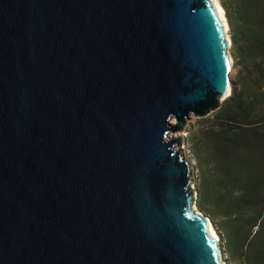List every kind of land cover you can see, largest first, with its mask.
Here are the masks:
<instances>
[{
	"label": "water",
	"instance_id": "water-1",
	"mask_svg": "<svg viewBox=\"0 0 264 264\" xmlns=\"http://www.w3.org/2000/svg\"><path fill=\"white\" fill-rule=\"evenodd\" d=\"M227 36L212 0H0V264H223L169 136Z\"/></svg>",
	"mask_w": 264,
	"mask_h": 264
},
{
	"label": "trees",
	"instance_id": "trees-1",
	"mask_svg": "<svg viewBox=\"0 0 264 264\" xmlns=\"http://www.w3.org/2000/svg\"><path fill=\"white\" fill-rule=\"evenodd\" d=\"M223 6L248 82L217 110L218 129L203 133L215 180H203L200 205L234 217L222 228L228 242L242 232L244 264H264V0Z\"/></svg>",
	"mask_w": 264,
	"mask_h": 264
},
{
	"label": "rangeland",
	"instance_id": "rangeland-1",
	"mask_svg": "<svg viewBox=\"0 0 264 264\" xmlns=\"http://www.w3.org/2000/svg\"><path fill=\"white\" fill-rule=\"evenodd\" d=\"M221 10L224 12L226 22L229 25L230 47L229 54L233 60V70L231 72L232 78V92L231 95H238L240 93L242 84L248 82L247 74H243V64L240 62L239 48L233 43L232 35L233 29L226 15V10L223 6V0H217ZM229 96V97H230ZM228 97V98H229ZM227 98V99H228ZM224 100L221 106L227 101ZM218 129L217 110L209 113L203 118L191 116L181 131L175 132L180 135L179 145L175 146L176 150H181L183 157L190 164L192 172V186L194 187V200L191 205V210L195 213L206 217L211 223L217 238V246L219 250V258L223 264H244L245 248L241 244L242 232L236 231L234 238L228 242V238L222 229L226 224H233L234 217L213 216L207 210L210 209L208 205H200L199 189L202 186L203 180L211 183L214 181V168L211 164V157L208 154L206 144L204 142V135L208 130ZM229 243V244H228Z\"/></svg>",
	"mask_w": 264,
	"mask_h": 264
},
{
	"label": "bare ground",
	"instance_id": "bare-ground-1",
	"mask_svg": "<svg viewBox=\"0 0 264 264\" xmlns=\"http://www.w3.org/2000/svg\"><path fill=\"white\" fill-rule=\"evenodd\" d=\"M212 2L214 3V5L217 7V9H218V11L220 12V14H221V16H222V18H223V20H224V23H225V27H226V30H227V38H228V41H229V47H230V45H231V43H230V38H229V28H228V24H227V22H226V18H225V15H224V12L221 10V7H220V5H219V3L217 2V0H212ZM228 52H229V48H228ZM229 56H230V54H229ZM230 59H231V63L233 64V60H232V58H231V56H230ZM223 101V100H222ZM180 134L179 133H173V134H171L169 137H171V138H176V137H178ZM191 209V208H190ZM192 212H194L193 210H191ZM194 214H199V213H195L194 212ZM209 222V221H208ZM209 228H210V232H211V234L216 238V234H215V231H214V229H213V227H212V225H211V223L209 222ZM216 240H217V238H216Z\"/></svg>",
	"mask_w": 264,
	"mask_h": 264
}]
</instances>
